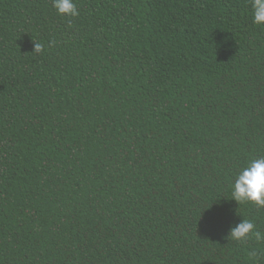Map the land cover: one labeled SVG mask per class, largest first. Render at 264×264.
Returning a JSON list of instances; mask_svg holds the SVG:
<instances>
[{"label": "trees", "instance_id": "1", "mask_svg": "<svg viewBox=\"0 0 264 264\" xmlns=\"http://www.w3.org/2000/svg\"><path fill=\"white\" fill-rule=\"evenodd\" d=\"M74 2L0 0V264H264L227 239L264 233L230 200L264 156L251 0Z\"/></svg>", "mask_w": 264, "mask_h": 264}, {"label": "clouds", "instance_id": "2", "mask_svg": "<svg viewBox=\"0 0 264 264\" xmlns=\"http://www.w3.org/2000/svg\"><path fill=\"white\" fill-rule=\"evenodd\" d=\"M52 6L60 16H79L74 0H52ZM251 9L252 23L264 26V0H251ZM43 50L42 43L34 42V52L41 53ZM230 197V200L235 201L238 206L254 204L259 208H264V156L250 159L236 172L230 184ZM252 238L258 243L264 242V233L256 230L251 219L242 218L228 229L227 239L230 241L246 243ZM249 255L255 257L256 250L251 251Z\"/></svg>", "mask_w": 264, "mask_h": 264}]
</instances>
